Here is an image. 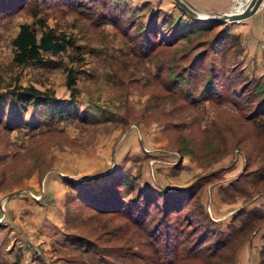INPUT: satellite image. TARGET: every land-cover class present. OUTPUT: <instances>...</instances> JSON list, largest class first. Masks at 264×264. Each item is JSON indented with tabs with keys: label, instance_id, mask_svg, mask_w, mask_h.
I'll list each match as a JSON object with an SVG mask.
<instances>
[{
	"label": "rangeland",
	"instance_id": "1",
	"mask_svg": "<svg viewBox=\"0 0 264 264\" xmlns=\"http://www.w3.org/2000/svg\"><path fill=\"white\" fill-rule=\"evenodd\" d=\"M5 2L0 264H160L143 229L160 218V193L183 189L193 197L180 219L207 239L205 254L178 264H261L264 43L237 21L194 22L174 0ZM39 18L77 50L18 65L12 39L24 23L40 34ZM27 87L55 99L22 104L16 91ZM114 184L123 201L150 194L146 224L96 209ZM216 238L226 242L209 257Z\"/></svg>",
	"mask_w": 264,
	"mask_h": 264
},
{
	"label": "trees",
	"instance_id": "2",
	"mask_svg": "<svg viewBox=\"0 0 264 264\" xmlns=\"http://www.w3.org/2000/svg\"><path fill=\"white\" fill-rule=\"evenodd\" d=\"M80 1H82L83 4L87 2L94 3L95 6L101 5V0ZM68 2L70 4L76 5L79 0H67V3ZM4 3H6L5 0H0V5H3ZM192 19L194 20V22L200 23L201 25L214 24V22H203L194 18ZM34 24L39 26L40 34H38L37 29H35L33 25L24 23L20 25L17 34L12 39L14 51L13 59L16 64H41L44 61L45 54L58 55L64 52L68 47L76 48L77 50V47L74 46L71 38L67 37L62 32H57L55 28L50 27L43 19H37ZM179 24L180 20L176 19V22H174L173 24L175 31H178ZM153 28H155V24L154 27L152 26V29ZM152 29H149L147 32H150ZM157 29L153 30V33L156 32ZM145 39L147 38L145 37ZM74 85L75 78L73 76V72L71 71L68 74V87L74 90ZM212 87L213 86H211V88H208V91L211 90ZM15 97L16 100L22 104L32 103L33 105H42L43 103H46L48 99H55L54 97L48 98L45 94L39 92L34 87L21 88L20 90H17ZM256 113L263 114L264 110L261 112H259V110H256L255 114ZM248 118H252V115L248 116ZM262 118L263 117H261V119H256L257 122L260 121L261 125L264 124ZM118 184L119 186H121L124 184V182H118ZM113 186L115 187L116 192L110 194L108 202H104L107 206H99L96 209L101 212H125L124 214L135 218V221L137 223L143 225L144 222L146 224L147 220L141 218L143 214H145V211H147L148 208L154 203V201L150 199V194L142 195L143 193L142 191H140L134 198H130V200L128 201H123L122 196H120V190L117 189V184H114ZM189 191L190 189H183L181 191H165L162 192V194L160 193L162 197V204L160 206L161 214L159 220L153 226V228H151V230L147 231V228L143 229L146 226H142L141 228L145 230V235L147 236V238L157 247V253L161 257L160 264H178V262L183 259H197L198 256L205 254V251L201 249L200 244L206 241L207 235L204 234L198 236L195 240H193L192 237L197 230L192 227L191 221H186L183 223L184 218L180 219V215L184 207L181 200L185 199V202H190L193 196L192 194H189V196H186V198H180L179 196L183 193L186 194L185 192ZM178 198L180 199V203L178 202ZM137 216L140 217L141 220H138ZM221 241L223 242L220 246H222L223 243L226 242V240L216 238L215 244L212 249L211 245H205V249L208 250L207 252L210 251V253L208 254L209 257H212L211 255H215V253H217V250L219 248L217 246L221 243ZM170 256H172L173 258L170 259ZM261 264H264L263 258Z\"/></svg>",
	"mask_w": 264,
	"mask_h": 264
},
{
	"label": "crops",
	"instance_id": "3",
	"mask_svg": "<svg viewBox=\"0 0 264 264\" xmlns=\"http://www.w3.org/2000/svg\"><path fill=\"white\" fill-rule=\"evenodd\" d=\"M185 1L191 7L199 11H203L205 14L208 15H219L223 13L241 11L246 6L245 4H247L248 2L247 0H185ZM236 23L237 24H234L233 26L238 29L237 31L242 32L244 34L249 33L253 36L251 41L252 44H255L259 40H261L264 43V0H262L259 8L253 15H251L248 18L237 21Z\"/></svg>",
	"mask_w": 264,
	"mask_h": 264
},
{
	"label": "water",
	"instance_id": "4",
	"mask_svg": "<svg viewBox=\"0 0 264 264\" xmlns=\"http://www.w3.org/2000/svg\"><path fill=\"white\" fill-rule=\"evenodd\" d=\"M179 7L190 17L203 22L232 23L248 18L259 8L262 0H248L241 11L223 13L219 15L202 14L199 10L191 7L185 0H174ZM11 195V194H10Z\"/></svg>",
	"mask_w": 264,
	"mask_h": 264
},
{
	"label": "bare ground",
	"instance_id": "5",
	"mask_svg": "<svg viewBox=\"0 0 264 264\" xmlns=\"http://www.w3.org/2000/svg\"><path fill=\"white\" fill-rule=\"evenodd\" d=\"M248 1V0H247ZM237 2V1H236ZM241 2V1H240ZM245 3H246V1H245ZM244 4V3H243ZM246 5V4H245ZM243 7H244V5H243ZM202 14H205L204 12H202V11H200ZM236 12V11H235Z\"/></svg>",
	"mask_w": 264,
	"mask_h": 264
}]
</instances>
